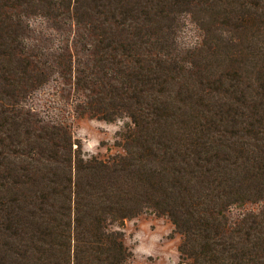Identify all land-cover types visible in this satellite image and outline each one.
Returning a JSON list of instances; mask_svg holds the SVG:
<instances>
[{
	"label": "trees",
	"instance_id": "16d2710c",
	"mask_svg": "<svg viewBox=\"0 0 264 264\" xmlns=\"http://www.w3.org/2000/svg\"><path fill=\"white\" fill-rule=\"evenodd\" d=\"M65 113L122 122L123 154ZM141 215L177 264H264V0H0V264H131Z\"/></svg>",
	"mask_w": 264,
	"mask_h": 264
},
{
	"label": "rangeland",
	"instance_id": "374dc122",
	"mask_svg": "<svg viewBox=\"0 0 264 264\" xmlns=\"http://www.w3.org/2000/svg\"><path fill=\"white\" fill-rule=\"evenodd\" d=\"M33 29L37 37L49 38L48 33L51 34L37 23L33 25ZM179 30L177 42L180 47L186 49L199 43V32L188 19L181 24ZM47 100L48 90H45L34 96L31 105L41 111L47 107ZM64 118L71 128L73 138L79 141L86 156H95L103 160L116 154H123L122 149L115 145V134L122 128V122L110 124L88 117H76L72 113H65ZM258 209V205H246L241 212H257ZM233 215L237 216V213L234 211ZM123 232L124 243L133 254L131 264L179 262L178 246L181 239L173 232V226L167 218L141 215L126 221Z\"/></svg>",
	"mask_w": 264,
	"mask_h": 264
}]
</instances>
